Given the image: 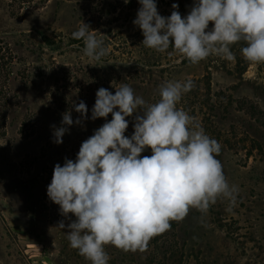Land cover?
Segmentation results:
<instances>
[{
	"label": "rangeland",
	"instance_id": "1",
	"mask_svg": "<svg viewBox=\"0 0 264 264\" xmlns=\"http://www.w3.org/2000/svg\"><path fill=\"white\" fill-rule=\"evenodd\" d=\"M174 3L184 16L193 0H157L158 12L169 16ZM139 7L138 0H0V264H91L70 247V220L46 193L55 164L74 160L105 118L69 126L61 144L52 126L66 111L75 121L80 101L90 117L100 87L114 94L127 84L153 104L166 80L193 82L177 107L219 143L215 158L237 192L206 213L190 208L143 252L105 245L108 264H264V64L242 58L243 42L231 46V61L209 56L196 64L171 46L146 48L133 24ZM83 22L104 41L100 61L72 37ZM137 114L126 118V136Z\"/></svg>",
	"mask_w": 264,
	"mask_h": 264
},
{
	"label": "clouds",
	"instance_id": "2",
	"mask_svg": "<svg viewBox=\"0 0 264 264\" xmlns=\"http://www.w3.org/2000/svg\"><path fill=\"white\" fill-rule=\"evenodd\" d=\"M138 4L133 24L142 31L146 48L164 53L171 46L196 64L209 56L231 61V46L243 42L242 58L264 64V0H193L184 16L174 3L167 17L158 12L157 0ZM88 29L83 22L72 37L83 41L88 58L100 61L107 48ZM192 87L191 80H166L153 104H146L127 84L115 87L114 94L100 87L90 117L80 101L73 105L80 114L75 121L66 111L60 126H52L53 142L61 144L69 126L105 118L81 143L74 160L55 164L46 193L70 220V247L91 264H108L105 245L143 252L152 237L168 230L170 221H182L190 208L206 213L218 197L234 199L237 188L228 184L215 158L219 143L177 107ZM134 113L141 114L135 115L134 131L126 136V118ZM149 149L150 155L141 156ZM59 226L64 229V222Z\"/></svg>",
	"mask_w": 264,
	"mask_h": 264
},
{
	"label": "trees",
	"instance_id": "3",
	"mask_svg": "<svg viewBox=\"0 0 264 264\" xmlns=\"http://www.w3.org/2000/svg\"><path fill=\"white\" fill-rule=\"evenodd\" d=\"M186 59H183V61H185Z\"/></svg>",
	"mask_w": 264,
	"mask_h": 264
}]
</instances>
